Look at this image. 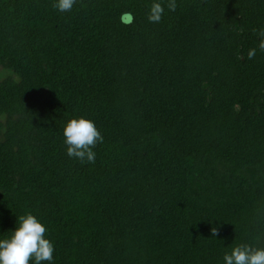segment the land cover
Returning a JSON list of instances; mask_svg holds the SVG:
<instances>
[{
  "label": "trees",
  "instance_id": "obj_1",
  "mask_svg": "<svg viewBox=\"0 0 264 264\" xmlns=\"http://www.w3.org/2000/svg\"><path fill=\"white\" fill-rule=\"evenodd\" d=\"M54 2L0 0V238L31 212L54 264L264 247V0ZM80 115L93 163L67 155Z\"/></svg>",
  "mask_w": 264,
  "mask_h": 264
},
{
  "label": "clouds",
  "instance_id": "obj_2",
  "mask_svg": "<svg viewBox=\"0 0 264 264\" xmlns=\"http://www.w3.org/2000/svg\"><path fill=\"white\" fill-rule=\"evenodd\" d=\"M76 0H55L54 8L61 12H71ZM175 11L176 4L169 5ZM155 12L149 19L159 22L163 8L154 6ZM260 37L259 48L264 50V28L258 31ZM256 49H251L247 58L252 59ZM64 143L67 155L75 157L81 162L93 163L96 153L94 148L103 142V135L90 118L80 115L68 119L63 126ZM47 226L42 220L31 212L20 215L8 237L0 238V264H54L55 246L46 236ZM217 230L213 231V235ZM224 264H264V247L250 244L233 246L224 253Z\"/></svg>",
  "mask_w": 264,
  "mask_h": 264
}]
</instances>
